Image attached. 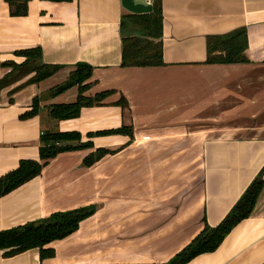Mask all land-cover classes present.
Returning a JSON list of instances; mask_svg holds the SVG:
<instances>
[{
  "label": "crops",
  "instance_id": "crops-1",
  "mask_svg": "<svg viewBox=\"0 0 264 264\" xmlns=\"http://www.w3.org/2000/svg\"><path fill=\"white\" fill-rule=\"evenodd\" d=\"M21 2L0 0V77L10 68L1 63L22 61L15 51L27 47L39 48L36 62L60 67L0 89V175L20 159L38 160L44 130L77 131L91 146L58 152L37 175L0 195V230L53 211L90 204L93 211L44 244L52 255L39 257L30 247L4 256L0 248V264L166 261L204 223L216 224L264 166V0H160L162 64L145 66L120 65L119 19L129 13L120 0H25L23 13H11ZM240 27L249 61H204L207 36ZM76 62L91 66L83 95L110 92L75 117L54 118L48 105L73 101L77 88L47 92ZM33 96L37 111L21 117ZM119 96L126 105L115 103ZM121 125L131 134H92ZM97 147L110 152L83 164ZM146 150L199 152L188 165L200 168L201 190L187 197V170L173 168L161 171V206L140 201L150 177L134 171L140 159L133 155ZM183 264H264V184L248 217L215 249Z\"/></svg>",
  "mask_w": 264,
  "mask_h": 264
},
{
  "label": "trees",
  "instance_id": "trees-1",
  "mask_svg": "<svg viewBox=\"0 0 264 264\" xmlns=\"http://www.w3.org/2000/svg\"><path fill=\"white\" fill-rule=\"evenodd\" d=\"M12 7L14 0H7ZM11 8V13L20 14L24 12L25 0ZM151 8L148 12L125 13L120 16V65L121 66H145L162 64L161 59V7L160 0H150ZM205 62H247V37L245 27H240L227 34L209 35L205 42ZM23 55V60L16 63L11 60L1 64L9 66L10 69L0 77V89L9 83L16 81L23 75L32 72L25 81H38L52 73L60 66L59 64L36 62L39 58V48L27 47L15 51ZM91 73V66L85 62H76L74 69L70 70L61 82L53 85L47 92L55 95L72 85H76L77 94L71 102H55L48 105L49 114L57 119L75 117L81 106L97 104L110 91L101 90L91 96L82 94L88 86L85 79ZM39 97L33 96L30 108L20 114L21 117L31 116L37 111ZM116 104L126 105L123 96L115 101ZM130 127L121 125L112 129L92 132L96 134L128 133ZM91 132L88 135H92ZM77 131H47L39 135L38 160L32 158L20 159L13 169L0 175V195L27 181L40 172L41 167L47 159L55 156L58 152L74 148L90 147V141H80ZM110 152L106 148L97 147L87 152L82 162L89 165L105 153ZM264 166L250 181L243 192L236 199L232 207L214 225L204 223L201 229L169 259L162 262L141 263H115V264H183L193 256L212 251L221 242L224 236L241 219L248 217L251 213L256 199L263 187ZM93 211V205L79 206L77 208L53 211L47 216L27 221L20 225L0 230V248L4 256L18 253L30 247H36L39 257L50 256L51 248L44 244L52 239L61 238L77 227L80 219L86 217Z\"/></svg>",
  "mask_w": 264,
  "mask_h": 264
},
{
  "label": "rangeland",
  "instance_id": "rangeland-1",
  "mask_svg": "<svg viewBox=\"0 0 264 264\" xmlns=\"http://www.w3.org/2000/svg\"><path fill=\"white\" fill-rule=\"evenodd\" d=\"M36 61V60H35ZM17 63V62H16ZM10 69V68H9ZM8 69V70H9ZM74 69V67L72 68ZM70 69V70H72ZM31 73V72H30ZM32 74V73H31ZM25 76V75H23ZM196 154L199 156V152H189V151H157V150H146V151H136L134 152V158L140 159L135 165L134 171L139 172L140 174H147L150 177V181L145 185L143 189V194L141 195L140 201L149 203V206L156 207L157 205L161 206V203L158 204V192H161V171L162 174H168V170L173 168H180L182 173L186 172L183 175H187L186 182L184 186L186 190V196L195 193L197 190H201V171L197 167V170L194 169L193 162L190 164L189 160L193 158ZM185 159H188L187 162ZM170 160L169 163L162 164L161 162ZM186 162V163H185ZM162 164V167H161ZM199 164V159H198ZM187 165V167H185ZM199 166V165H198ZM134 184L137 185V182ZM138 189V187H137ZM158 191V192H156Z\"/></svg>",
  "mask_w": 264,
  "mask_h": 264
},
{
  "label": "water",
  "instance_id": "water-1",
  "mask_svg": "<svg viewBox=\"0 0 264 264\" xmlns=\"http://www.w3.org/2000/svg\"><path fill=\"white\" fill-rule=\"evenodd\" d=\"M120 4L126 10L133 13L147 12L151 8L150 3H145L142 0H120Z\"/></svg>",
  "mask_w": 264,
  "mask_h": 264
},
{
  "label": "built area",
  "instance_id": "built-area-1",
  "mask_svg": "<svg viewBox=\"0 0 264 264\" xmlns=\"http://www.w3.org/2000/svg\"><path fill=\"white\" fill-rule=\"evenodd\" d=\"M145 3H150V0H142Z\"/></svg>",
  "mask_w": 264,
  "mask_h": 264
}]
</instances>
